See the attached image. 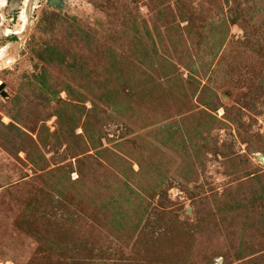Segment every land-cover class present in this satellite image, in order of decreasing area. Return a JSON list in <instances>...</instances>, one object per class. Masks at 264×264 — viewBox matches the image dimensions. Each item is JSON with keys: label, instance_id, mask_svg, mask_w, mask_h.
Returning <instances> with one entry per match:
<instances>
[{"label": "rangeland", "instance_id": "rangeland-1", "mask_svg": "<svg viewBox=\"0 0 264 264\" xmlns=\"http://www.w3.org/2000/svg\"><path fill=\"white\" fill-rule=\"evenodd\" d=\"M134 32L154 38L168 76H139ZM148 79L158 98L137 109L128 84ZM101 84L130 107L128 121L104 115L102 146L127 160L148 147L140 224L128 163L110 152L90 196L53 189L87 166L54 135L58 113L84 107L81 134ZM1 85L0 264H264V0H7ZM176 139L197 142L189 157Z\"/></svg>", "mask_w": 264, "mask_h": 264}, {"label": "trees", "instance_id": "trees-1", "mask_svg": "<svg viewBox=\"0 0 264 264\" xmlns=\"http://www.w3.org/2000/svg\"><path fill=\"white\" fill-rule=\"evenodd\" d=\"M149 45H151L150 48ZM50 53L54 55L55 50L52 49ZM128 57L131 59V61H133L134 65L132 66L134 68L139 65V76L142 75V73L145 71L152 74L151 75L152 79L155 76H157V74L159 73H162L164 76L169 75L161 65L162 61H160L161 56L158 54L157 43L154 40V38L150 35H148L147 38L145 37L142 38V36L140 35L138 36V34L135 32L133 37L128 35ZM71 66L73 67V65ZM190 69H193L196 73L198 72L196 68L190 67ZM152 79L150 80L148 79L146 82L141 83L143 84L142 85L143 87L141 88L142 94L139 93L141 92L140 90L135 92L136 87H138L139 85V81L136 82L131 81L130 84H128V87L131 90L128 96L136 94V99L133 104L134 106L136 105L137 109H144V107L150 106L158 98V96L153 97V94L155 93V84H153ZM165 81L167 80L165 79ZM100 90L101 92L97 102H92L93 106L87 111L86 121L81 124L83 130L81 134H76L75 131L79 123L77 122V120L80 118V117L79 118L76 117V113L77 112H79L80 114L83 113L84 112L83 110H85L84 107L75 105V108H77L75 114H68L63 110L58 113V120L60 123V127L58 131L54 133V135L56 136V138L62 136L63 140L69 141V143L71 144L70 150L73 151V155H82L79 158H77V161L84 162L87 164V166L79 169V176L75 180H72L70 178V175L66 179L57 178V181L55 182V184H53V189H56L57 186L60 188L62 186L69 185L71 191H77L83 195L90 196L91 185L99 182L96 178L99 173L98 169H100L103 166L102 159H105L104 153L110 152V154H114L116 157L119 156V154H115L109 148H104L100 143V139L104 135V129L102 128V120H104L105 114H107L109 119L111 118L117 120L123 118V120H127L128 119L127 113L130 107L128 106V103L125 104V102L121 101L124 98L120 99L118 91L112 90L109 85L101 84ZM94 114H95L94 117L97 118V121L95 123L94 121H91V117ZM169 134H171V132H169ZM59 139L61 138L59 137ZM193 139L194 137L191 138V141H193ZM87 140L91 143L92 148L96 149L94 153L86 154L89 151ZM201 142H202V147L205 150L206 147L205 142L208 143V140H206V137H203L201 139ZM191 143L193 146L197 144V142L196 143L191 142ZM174 144L176 145L175 150L178 147H181V142H179L177 139L175 140ZM75 145L77 146L81 145V146L78 149L77 147L74 148ZM185 146H182L180 148L179 154H181L182 156L189 157V153L185 149L186 148ZM145 149L146 152L148 153V147H145ZM191 150L194 151V148L192 147ZM200 150H202V148H199V151ZM146 152H144L143 154L142 152L139 153L128 152V160L127 158H122V156H119L124 163H128V178H127L128 181L127 183H125V185L127 184L128 192H131L132 194L135 195L136 198H139L138 204L128 201V207L129 208L133 207L131 211L134 212L135 215H138V219H139L137 221L138 224H140V221L142 219V217L139 216L141 212L144 210L142 207L143 205L145 206V202L147 203V205L151 206V204H148L149 198L151 197L147 194L146 191L149 187L145 186L140 182V179H143V177L146 176L144 175L145 170L143 163L144 160L148 159V158L145 159L144 156ZM140 157L142 159H138ZM134 163H137L139 165L138 171H135L133 169ZM120 164L122 165V161ZM58 170L59 169L54 171H58ZM149 170L155 173V174L151 173L153 176L159 177L158 166L156 162L153 161L152 159L150 160L149 163ZM122 171L124 173V170ZM123 205L124 204L119 203L116 206H113L109 202L107 205L104 206V210L108 209L109 211L112 212V215L114 216V220H119V218H122L120 215L122 214L124 215L126 213L122 209Z\"/></svg>", "mask_w": 264, "mask_h": 264}, {"label": "water", "instance_id": "water-1", "mask_svg": "<svg viewBox=\"0 0 264 264\" xmlns=\"http://www.w3.org/2000/svg\"><path fill=\"white\" fill-rule=\"evenodd\" d=\"M57 0H50V4H54V2H56ZM3 88H4V85H1L0 86V91H2V94L3 95H6V93H5V91L3 90Z\"/></svg>", "mask_w": 264, "mask_h": 264}, {"label": "crops", "instance_id": "crops-1", "mask_svg": "<svg viewBox=\"0 0 264 264\" xmlns=\"http://www.w3.org/2000/svg\"><path fill=\"white\" fill-rule=\"evenodd\" d=\"M1 1H2V6L0 7V9L5 5V3L7 2V0H1Z\"/></svg>", "mask_w": 264, "mask_h": 264}, {"label": "bare ground", "instance_id": "bare-ground-1", "mask_svg": "<svg viewBox=\"0 0 264 264\" xmlns=\"http://www.w3.org/2000/svg\"><path fill=\"white\" fill-rule=\"evenodd\" d=\"M4 3V2H3ZM2 6V1H0V7ZM21 20L23 19V13H22V15H21V18H20Z\"/></svg>", "mask_w": 264, "mask_h": 264}]
</instances>
